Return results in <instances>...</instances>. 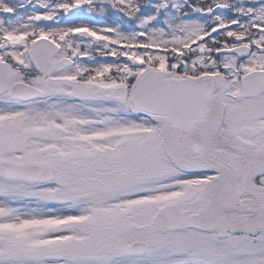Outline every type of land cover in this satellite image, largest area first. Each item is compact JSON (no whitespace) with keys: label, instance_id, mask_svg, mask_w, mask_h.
<instances>
[{"label":"snow or ice","instance_id":"6c2138e0","mask_svg":"<svg viewBox=\"0 0 264 264\" xmlns=\"http://www.w3.org/2000/svg\"><path fill=\"white\" fill-rule=\"evenodd\" d=\"M0 264H264V0H0Z\"/></svg>","mask_w":264,"mask_h":264}]
</instances>
